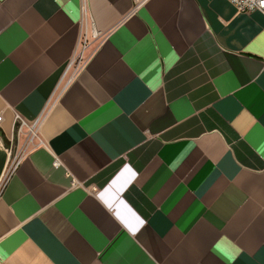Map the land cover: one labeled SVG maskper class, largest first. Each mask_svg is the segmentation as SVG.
I'll list each match as a JSON object with an SVG mask.
<instances>
[{
	"label": "crops",
	"instance_id": "crops-1",
	"mask_svg": "<svg viewBox=\"0 0 264 264\" xmlns=\"http://www.w3.org/2000/svg\"><path fill=\"white\" fill-rule=\"evenodd\" d=\"M0 115V264H264L261 13L0 0Z\"/></svg>",
	"mask_w": 264,
	"mask_h": 264
},
{
	"label": "built area",
	"instance_id": "built-area-1",
	"mask_svg": "<svg viewBox=\"0 0 264 264\" xmlns=\"http://www.w3.org/2000/svg\"><path fill=\"white\" fill-rule=\"evenodd\" d=\"M239 14H251L253 12H259L264 16V0H227ZM85 47V46H84ZM2 121V116L0 115V122ZM16 121L20 122L18 127V132L25 125V122L21 120L18 116ZM9 156V161L7 164L6 171L0 180V195L3 193L8 183L12 179L13 175L17 171L22 158V152H14L13 147L6 149Z\"/></svg>",
	"mask_w": 264,
	"mask_h": 264
}]
</instances>
